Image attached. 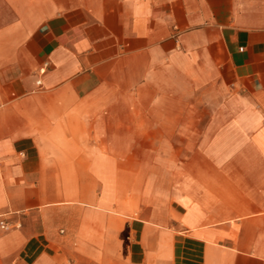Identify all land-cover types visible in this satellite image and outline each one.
<instances>
[{
    "label": "crops",
    "instance_id": "0c3cea01",
    "mask_svg": "<svg viewBox=\"0 0 264 264\" xmlns=\"http://www.w3.org/2000/svg\"><path fill=\"white\" fill-rule=\"evenodd\" d=\"M0 264H264V0H0Z\"/></svg>",
    "mask_w": 264,
    "mask_h": 264
},
{
    "label": "built area",
    "instance_id": "2783aa9c",
    "mask_svg": "<svg viewBox=\"0 0 264 264\" xmlns=\"http://www.w3.org/2000/svg\"><path fill=\"white\" fill-rule=\"evenodd\" d=\"M1 225H2V227H4V228H8L7 224L4 223L3 221L1 222Z\"/></svg>",
    "mask_w": 264,
    "mask_h": 264
}]
</instances>
